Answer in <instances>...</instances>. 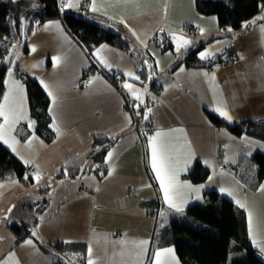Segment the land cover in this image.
Here are the masks:
<instances>
[{
  "label": "crops",
  "instance_id": "crops-1",
  "mask_svg": "<svg viewBox=\"0 0 264 264\" xmlns=\"http://www.w3.org/2000/svg\"><path fill=\"white\" fill-rule=\"evenodd\" d=\"M17 1L26 2L31 11L39 7L37 0ZM91 3L78 0V7H65L63 13L114 24L128 38L130 49L103 44L94 51V62L63 19H54L26 36L12 53L9 70L22 85V91L13 95L22 99L26 118L12 132L16 152L9 147L11 140L0 142L28 167L26 177L39 174L41 179L31 184L18 179L0 183V264H66L48 250L56 244L86 246L85 264L89 259L93 264H154L156 251L169 247L174 249L173 264H182L175 246L157 245L159 223L204 203L208 191L221 193L245 211L252 242L251 212L252 228L264 240V208L256 204L264 205V181L255 185L252 159L264 152V141L235 135L209 117L211 112L229 125L264 122V13L234 32L222 30L217 16L200 14L197 0H95L96 11ZM174 36L191 43L177 52ZM200 45L204 47L199 53L211 50L212 55L201 59L198 54L199 59L212 63L187 66L185 58ZM217 58L222 63L215 62ZM112 70L122 80L120 86L106 76ZM23 77L36 80L50 99L56 133L52 143L36 133ZM9 82L7 73L4 95ZM125 83L139 90L142 102L123 87ZM132 102L137 103V120L129 107ZM217 107L228 111L232 120L221 117ZM141 108L142 122L137 114ZM30 121L35 122L31 127ZM149 126L154 133L143 139L142 131ZM157 132L169 134L174 159L178 156L183 168L179 182L199 189L182 190L183 212L164 200L151 166L149 137ZM101 150L105 153L97 158ZM197 164L209 171L202 183L189 176ZM13 223L30 225L35 235L20 241ZM141 240L149 242L143 255L136 247Z\"/></svg>",
  "mask_w": 264,
  "mask_h": 264
},
{
  "label": "trees",
  "instance_id": "trees-1",
  "mask_svg": "<svg viewBox=\"0 0 264 264\" xmlns=\"http://www.w3.org/2000/svg\"><path fill=\"white\" fill-rule=\"evenodd\" d=\"M37 3L39 7L31 11L24 1L0 0V103L7 88L13 51L46 21L63 19L94 62V51L103 44L130 49L128 38L122 31L104 19L95 21L90 15L63 13L62 0H37ZM197 9L204 16H217L222 30L238 32L264 13V0H197ZM203 47L200 45L192 50L184 63L189 67H205L212 63L199 59L198 54ZM214 61L222 63L220 58ZM24 82L31 115L36 122V133L46 143H52L56 133L49 114L50 99L36 80L24 78ZM139 111L142 122L145 108ZM209 117L216 125L228 126L235 135L247 134L264 141V122L229 125L211 112ZM104 153V150L98 152L97 158L103 157ZM252 159L256 165L255 185L258 186L264 181V152L255 154ZM27 174L28 167L0 142V183L13 179L25 184L33 183L34 177L25 179ZM189 176L194 182L202 183L207 180L209 171L197 164ZM159 224L157 245L175 246L182 264H264L249 237L245 211L217 191H208L206 201L191 205L184 216H175L167 222L161 220ZM11 227L20 241L33 236L32 227L26 223H13ZM45 245L42 244L46 249ZM48 250L59 262L85 264L86 246L83 244H56L48 246Z\"/></svg>",
  "mask_w": 264,
  "mask_h": 264
},
{
  "label": "snow or ice",
  "instance_id": "snow-or-ice-1",
  "mask_svg": "<svg viewBox=\"0 0 264 264\" xmlns=\"http://www.w3.org/2000/svg\"><path fill=\"white\" fill-rule=\"evenodd\" d=\"M62 8L61 11L64 10V8H73L78 7V0L77 3H73V0H62ZM92 11H96V3L95 0H92V3L90 5ZM261 19H264L262 17ZM123 22V21H122ZM59 26L57 22V27ZM47 27V25H46ZM228 31H231L229 29ZM264 31V29H262ZM174 40H176V51L179 52L181 48L187 47L191 41L182 37V36H174ZM32 51H35V48L32 49ZM210 55H212L211 50L201 52L199 53V56L201 59H207ZM59 59V58H55ZM102 64H104L105 67L110 68L111 65H109L105 60L101 59L100 61ZM151 67V66H149ZM183 71V69H181ZM12 72L9 70L8 77H9V92L8 94L4 95L3 97V103H0V118H3V122L0 123V141H3L5 144H9V140L12 141V144H9V147H11L13 152H16L15 144L17 141L12 136V132L15 129V125L21 120L25 119L26 116L24 115L23 111V104L22 99L18 100V98L13 95L14 92L22 91V85H20L19 81H16L12 79ZM129 76H132L135 80H139V76H133L132 73L128 74ZM204 75H207L205 73ZM214 78V77H213ZM43 84L44 82L41 81ZM45 88L48 87V85H44ZM123 87L127 89L131 95L137 99L141 100V96L139 94V90L134 88L133 84L131 83H125L123 84ZM49 96L53 97V104H55V96H53L52 92L48 93ZM142 102V100H141ZM219 113L221 117H224L226 120L231 121L232 116L229 115V112L226 110H222L220 107H217L215 109ZM148 112H151V109H148ZM139 114V113H137ZM147 118V117H145ZM35 122L30 121L29 126L31 127ZM57 131H59V128L57 127ZM168 133L164 132H157L154 136L149 137V146L151 148V166L154 170L157 178L160 181V187L164 194V200L167 202L170 208L175 209L177 212H183V203H184V192L183 189H189L193 192H199L198 188H193L191 184H181L178 180L179 171L183 170V168L179 167V159L178 156L176 159H174V153L171 149L170 144L167 141ZM31 143V141H29ZM113 153L109 151L107 153V157L109 160H111ZM23 159V157H21ZM25 163H29V161H24ZM27 179V177H25ZM35 179L39 181L41 177L39 174L35 176ZM221 191H226L225 189H221ZM231 195V193H228ZM237 203L240 204L241 208L245 207V204L240 203L237 201ZM11 211V209H9ZM249 219V227L250 232L253 233L252 235V242L255 244L262 254H264V240H260L257 238V235L255 234V230L252 228V213L249 212L248 215ZM33 235H35V232H33ZM28 244H32V241H27ZM149 242L147 240H141L138 242L136 247L139 249V255H143L145 252V246ZM89 254H91V248H89ZM173 261H175V255H174V249L172 248H162L158 249L156 253L154 254V264H173ZM88 264H93V261L91 259L88 260ZM178 264V262H177Z\"/></svg>",
  "mask_w": 264,
  "mask_h": 264
},
{
  "label": "built area",
  "instance_id": "built-area-1",
  "mask_svg": "<svg viewBox=\"0 0 264 264\" xmlns=\"http://www.w3.org/2000/svg\"><path fill=\"white\" fill-rule=\"evenodd\" d=\"M229 62L231 61H228L227 63ZM105 74L110 80L115 81V84L119 86L121 85L122 80H117V72L115 70H112L110 73H105ZM22 80L24 81V77L22 78ZM136 104H137L136 102L129 103V107H130L131 113L133 114L134 118L137 120L138 116L136 115V107H137ZM153 105L154 103H151V106ZM142 133H143V139H146L147 136L154 133V128L149 126L147 127V129L143 130Z\"/></svg>",
  "mask_w": 264,
  "mask_h": 264
},
{
  "label": "rangeland",
  "instance_id": "rangeland-1",
  "mask_svg": "<svg viewBox=\"0 0 264 264\" xmlns=\"http://www.w3.org/2000/svg\"><path fill=\"white\" fill-rule=\"evenodd\" d=\"M259 201H260V200H259ZM256 204H257L258 208L261 209V210L263 211V208H264L263 202H257ZM253 229L256 230L257 228H256V227H253ZM255 232H256V231H255Z\"/></svg>",
  "mask_w": 264,
  "mask_h": 264
}]
</instances>
